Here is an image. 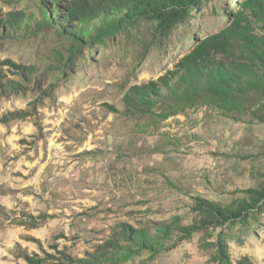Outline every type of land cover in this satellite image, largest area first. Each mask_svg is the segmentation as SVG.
<instances>
[{
    "label": "rangeland",
    "instance_id": "1",
    "mask_svg": "<svg viewBox=\"0 0 264 264\" xmlns=\"http://www.w3.org/2000/svg\"><path fill=\"white\" fill-rule=\"evenodd\" d=\"M72 2L0 0V264H111L175 223L122 264H264V88L228 111L169 89L209 36L264 35V0L92 44L66 35Z\"/></svg>",
    "mask_w": 264,
    "mask_h": 264
},
{
    "label": "trees",
    "instance_id": "2",
    "mask_svg": "<svg viewBox=\"0 0 264 264\" xmlns=\"http://www.w3.org/2000/svg\"><path fill=\"white\" fill-rule=\"evenodd\" d=\"M201 0H73L72 17H79L80 24L69 29V35L79 42L104 43L124 28L133 26L144 18H155L175 24L185 19L188 8ZM57 10H55L56 12ZM43 14H45L43 10ZM76 20V19H75ZM50 20H42L46 27ZM80 25V26H79ZM242 33L244 36H238ZM231 40L240 45V56L230 52ZM189 66L177 76L171 95L182 99H200L221 109L236 110L244 105V97L251 90L264 88V35H255L238 24L209 36L191 55ZM220 58V59H217ZM220 210L221 215L230 217V212L220 206L209 208V214ZM175 224L160 229V234L151 239L145 235L136 237L134 244L121 246L111 244L108 259L111 264H122L135 256L138 245L154 249L164 247L170 239ZM193 227L186 228L188 233ZM126 235V234H125Z\"/></svg>",
    "mask_w": 264,
    "mask_h": 264
}]
</instances>
